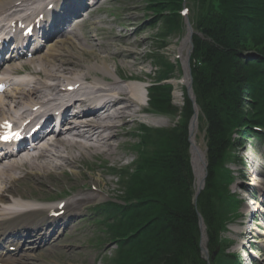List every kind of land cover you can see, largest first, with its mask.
Masks as SVG:
<instances>
[{"label":"bare ground","instance_id":"obj_1","mask_svg":"<svg viewBox=\"0 0 264 264\" xmlns=\"http://www.w3.org/2000/svg\"><path fill=\"white\" fill-rule=\"evenodd\" d=\"M63 1L66 0L61 2ZM47 3L48 0H0V28L11 26L12 21L33 22L41 15L45 19L49 13L48 7L57 4L54 0L48 5ZM66 5L72 7L71 15L79 13L71 1H67ZM85 6L87 7V3ZM9 22L10 24H7ZM84 23L85 21L71 26L68 33L58 32L60 36H46L49 46L45 54H39L44 49L40 47L32 58L20 60L22 56H19L18 62L13 60V64L1 70V83H9L13 91L0 95V123L7 120L18 123L19 120L28 117H32L33 122L39 117H44L42 120H45V129L60 130L58 135L52 136L53 138L45 136L46 139L41 140L33 152H28L24 156H9L6 157L9 158L7 162H0V232L4 231L6 236L10 235L9 238H13L8 239L10 241L8 245L19 247V252L23 251L25 248L23 246H29L30 250L39 249V255L43 256L44 252L51 248V241L58 234V228L64 227L65 231H70L75 224L81 223L84 218L80 213L81 206L96 201V198L103 199L104 193L108 195L104 190L107 184L101 180H94L90 185L91 190L97 189L96 193L91 194L90 187L77 189L76 195L66 203L65 215L59 218L51 217L46 230H42V236L37 237L34 234L41 231L38 222L35 221V225L25 224H28L26 223L28 219L44 213L30 210V202L33 199L28 194L20 193L18 185L22 183L18 182L27 183L28 179L41 186L50 182L57 174L64 175L68 182H76V178L83 174L81 171L83 163L96 159L108 161L120 157L122 139L132 137L133 128L140 124V120L144 118L142 116H149L146 114L148 108L143 104L146 98L150 97V92H153L149 75L151 72L144 68L147 56L145 57L138 48L131 49L132 43H136L134 40L136 33L129 34L127 31L135 22H128L126 31L121 35L111 31L110 36L105 38L107 42L102 38L106 32L104 29L97 27L89 29L87 23L85 26ZM53 26L57 27L58 24ZM79 32H83V38ZM198 33L199 39H203L202 33L190 29L182 45L181 56L186 67V77L183 81L186 85L191 82L189 71L191 51L188 46L191 37ZM186 49L189 50L188 57L183 56ZM194 50L195 48L192 49L193 52ZM121 71L130 74L122 76ZM16 76L23 78L14 81L13 77ZM171 89L172 87L168 90ZM170 95L172 98V94ZM58 109L67 114L57 122L54 112ZM38 112H41L39 117L35 116ZM198 117L197 110L191 126L192 164L196 187L202 189L206 180V160L205 153L196 142L199 130ZM91 171L101 172L102 176L112 173V169L105 172L98 166H91ZM257 183L263 187L261 182ZM54 184L55 188H60L57 182ZM7 203L10 204L3 205ZM258 204L253 205L256 206L255 210H259ZM261 204L264 205V202ZM103 208L101 205V209ZM250 208H247L248 212ZM89 209L92 210L93 207ZM47 210L50 215L53 210L54 213L60 212L58 208ZM27 212L31 214L23 216ZM262 215L264 220V214ZM16 220L24 221L23 227L18 226ZM203 235V241L206 243L205 229ZM249 235L260 240L255 243L264 248V232L257 235L249 232ZM0 242L7 243L6 240ZM19 243L23 245L20 246ZM245 245L251 244L245 241L242 246Z\"/></svg>","mask_w":264,"mask_h":264},{"label":"trees","instance_id":"obj_2","mask_svg":"<svg viewBox=\"0 0 264 264\" xmlns=\"http://www.w3.org/2000/svg\"><path fill=\"white\" fill-rule=\"evenodd\" d=\"M150 2L157 14L167 13L166 18L173 23L175 18V25L176 19L180 22L175 13L181 9L182 0ZM198 2L201 9L207 3L210 10L206 14L198 11V16L205 14V23L198 31L206 40L195 37L193 74L199 88L197 102L208 121L209 164L217 166L220 176L209 177L208 191L213 192L214 205L219 206L231 197V180L224 166L233 160L240 140L252 134L253 128H264V0ZM250 49H254V54H248ZM255 55L258 58H250ZM164 80L163 76L154 86L152 104L168 110L171 87ZM192 108L188 101L190 113ZM234 130L238 133L235 139ZM143 132L147 133V128ZM187 133L185 126L174 132L155 133L160 140L159 149L133 170L127 182V199H137L126 200L127 204L133 203L131 206H109L114 209L113 217L119 218L111 232L113 241L119 244L117 264H209L200 246L198 213L205 219L209 237L215 235L216 244L212 243L210 249L224 247L225 254L228 247L218 243L219 232L237 210L223 205L221 212L216 213L208 191L200 195L197 208L194 206V175L181 146L187 142ZM150 139L145 140L147 146L151 145ZM218 261L221 264L222 259Z\"/></svg>","mask_w":264,"mask_h":264},{"label":"rangeland","instance_id":"obj_3","mask_svg":"<svg viewBox=\"0 0 264 264\" xmlns=\"http://www.w3.org/2000/svg\"><path fill=\"white\" fill-rule=\"evenodd\" d=\"M193 1H196L194 2L195 7L197 5L193 20L191 19L181 23L176 19V25L175 18L174 23L171 18H166L167 13L164 16L163 14H159L158 16L150 0H105L99 8L90 14L86 21L87 26L89 29L95 27L104 29L106 32L102 38H104L105 42H107L105 38L110 36L111 31L121 35L126 31V24L128 22H135L134 26L127 28L129 34L136 33L134 39L136 43H132L131 49L136 50L138 48L141 53L143 52L145 57L147 56L145 58V61H147L144 68L147 72H151L149 75L151 76V84L153 86H156V83H158L157 79L162 76V73H169V63L174 64L175 62L177 64V69L175 68L173 71L176 73L175 76L169 77L168 75V80H164L167 82V85L172 86L170 92L172 94L171 107L168 110L157 109L155 107L154 110L152 96L154 97L155 93L151 92L149 97L150 103H145L147 104L145 106L154 110L155 113L149 116H142L144 118L140 120V124L135 125L133 128L132 137L122 139V146L119 150L120 157L108 161L96 159L83 163L81 166L83 174L76 178V182L74 183L68 182L64 175L58 174L50 182L41 186L32 183L28 179H26L27 183L18 182L22 183L18 185L21 189L20 193L28 194L34 200H58L71 195L74 196L76 195L77 189L81 190L84 187H90L94 180H101L107 184L104 190L108 196L104 193L103 199L96 198V201L91 202L92 204L89 203L81 206V212L84 215L81 223L79 225L75 224L74 228L69 233L64 234L58 243L51 246L49 251L44 252L43 256L39 255L40 250L28 251L25 252L24 259H20L16 264H117L119 260V244L113 241L115 238L111 232L115 229L114 225L117 224L119 218L115 219L111 214L114 209L109 208L111 205L109 201H114L113 203H115L121 199L125 201L137 199V197L127 199V182H129V177L132 175L133 170L139 168L144 160L150 159L159 149V145L157 144L160 143V140L156 137L155 133L164 134L174 132L178 128H184V126L188 129V133L187 142L181 144L182 152L187 157L191 166L196 185L195 171L192 164L193 147L190 146L188 139L192 123L196 118V114L194 113L197 110L199 111V130L197 132L196 142L203 153H205L207 173L205 188L201 191L200 195L203 192L205 194L207 193L210 176L214 175L216 177L218 175L220 178L217 166H210L208 160V121L197 102L199 88L195 86L193 81L189 85L183 83V79L186 77L185 62L183 58L181 61L178 59L182 57V45L184 40L187 39L190 29L193 32L195 29L198 31V28L205 23V14L210 10V6H207V3L201 9L198 5V0ZM200 10L204 11L205 14L198 16V11ZM194 35L191 37V42L188 46L191 51V57L189 59L191 80H194L192 75L195 56V53L192 51L194 48ZM199 36L200 34L198 33L195 37L199 38ZM143 40H146V42L143 43ZM254 49H250V53L248 52V54H254L251 53ZM188 53V49L184 50L183 56L188 57ZM85 58L86 56H84ZM250 58L255 59L258 56L255 55ZM127 74L129 75L130 72L121 71L120 73L122 76H126ZM144 75L148 76L147 74ZM148 86L150 85L148 84ZM149 98L146 99L148 100ZM188 101L193 105V108L195 104L197 105L195 107L196 111L193 108L192 113L187 110ZM157 110L163 113L167 112L169 115L158 113ZM143 126L148 127L147 133L143 132ZM146 138H151L148 140L149 145L151 144L150 146H147ZM240 141L242 142V147L238 152L240 161L234 162L230 168L236 177L235 184L231 189L229 188L231 197L220 203L219 206H216L214 205L215 196L213 195L214 198L211 196L213 192L208 191V193L211 196L213 209L216 213H220L222 206L226 205L223 207L231 208L232 211L238 210V213L241 214L231 224H228L227 232H224L222 235L225 242H222L220 246L225 245L228 247L225 254H222L224 247L219 248L214 245L215 249H210L212 243L216 244L215 235L209 237V231L206 228L207 224L202 217L203 226L207 232L206 243L203 241V254L205 257L208 256L207 259L210 262H215V259H222L221 264H232L227 260L235 261L236 263L233 264H264V248L255 243V241L260 240L253 239L249 235V232H253L254 235H257L259 232H264L262 215L264 214V205L261 204V202H264V142L262 137L257 134L246 135ZM91 166H98L101 171L105 172L108 169H112V173H110L111 175L107 174L102 176L101 172L93 173ZM257 181L261 182L263 187H260ZM54 182H57L60 188H55ZM64 183H68V185ZM225 186L227 185L224 184L223 187ZM93 193L95 191L92 192L91 190V194ZM224 195L226 197L223 199L227 198V194ZM199 200L198 198L197 206L199 205ZM226 201H228V204H225ZM256 204H258L259 210H255L256 206L253 205ZM101 205L104 206L105 217H103L102 213L94 214L93 209H89L90 207L95 208L97 206L96 212H98V208ZM248 207H251L249 212L247 210ZM245 241L250 242L251 245L242 246V243Z\"/></svg>","mask_w":264,"mask_h":264},{"label":"water","instance_id":"obj_4","mask_svg":"<svg viewBox=\"0 0 264 264\" xmlns=\"http://www.w3.org/2000/svg\"><path fill=\"white\" fill-rule=\"evenodd\" d=\"M200 191H201V189H200V190L198 191V193H197V196H196V198H195V202L197 201V198H198V196H199ZM200 228H201V231H202V221L200 222Z\"/></svg>","mask_w":264,"mask_h":264},{"label":"snow or ice","instance_id":"obj_5","mask_svg":"<svg viewBox=\"0 0 264 264\" xmlns=\"http://www.w3.org/2000/svg\"><path fill=\"white\" fill-rule=\"evenodd\" d=\"M5 139L7 140V139H9L8 137H5Z\"/></svg>","mask_w":264,"mask_h":264}]
</instances>
